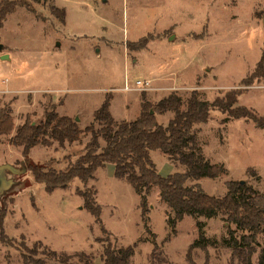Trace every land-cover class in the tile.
<instances>
[{"label": "rangeland", "instance_id": "rangeland-1", "mask_svg": "<svg viewBox=\"0 0 264 264\" xmlns=\"http://www.w3.org/2000/svg\"><path fill=\"white\" fill-rule=\"evenodd\" d=\"M51 3L64 9V23L50 14ZM32 6L35 12L18 6L0 29V53L10 51L8 59L0 57V106L11 108L14 127L26 114L38 122L45 109L54 108L60 115L77 116L83 128L106 93L112 95L109 110L118 122L138 116L142 93L156 103L175 92L184 107L192 90L211 102L238 89L237 104L264 116V76L250 85L243 83L261 55L264 0H47ZM142 38L147 43L140 48L142 42L137 41ZM137 80L148 83L138 85ZM172 117L171 111L156 115L163 125ZM224 117L213 108L208 121L194 125L192 132L204 157L222 163L226 172L214 179H189L186 184L222 196L226 181L244 180L264 195V128L244 118L222 122ZM9 137L0 136V164L25 167L21 148L11 145ZM84 141L63 147L35 145L29 158L50 161L62 170L82 153ZM150 157L162 176L184 171L183 165L159 149L151 150ZM113 171L114 165L106 163L86 183L74 178L67 188L52 192H46L27 170L9 174L15 185L0 196V207L6 212L1 222L0 264H25L21 246L36 243L70 255L84 252L89 261L72 256L66 264H103L106 240L115 247L134 244L130 264H161L162 259L187 264L186 252L198 236V221L205 223L211 242L205 249L191 251L194 262L238 264L230 259L224 216L186 215L171 233L167 217L172 211L157 188L136 193ZM86 188L96 191L101 223L84 208L77 193ZM153 237L158 245L154 250ZM257 255L258 249L252 255L254 264ZM38 256L47 264L59 263L43 253Z\"/></svg>", "mask_w": 264, "mask_h": 264}, {"label": "trees", "instance_id": "trees-1", "mask_svg": "<svg viewBox=\"0 0 264 264\" xmlns=\"http://www.w3.org/2000/svg\"><path fill=\"white\" fill-rule=\"evenodd\" d=\"M47 0H1L0 1V29L8 14L18 6L35 12L32 3L46 2ZM51 15L64 23L65 11L54 4L48 5ZM144 47L147 38L137 43ZM135 49V45H127ZM264 76V40L261 55L244 85H250L255 78ZM238 89L226 91L222 96L215 97L211 102L199 97L196 90L183 101L180 95L171 92L159 99L156 103L146 100L142 93L140 112L130 121H116L110 110L112 95L106 93L101 104L93 111L92 121L81 128L68 115H60L54 109H45L41 120L33 121L26 114L24 121L14 127L11 108L0 106V136H9V143L21 148V155L27 171L31 172L33 180L42 183L46 192L56 188H67L69 183L77 178L86 183L93 178L98 168L106 163L114 165L113 174L118 179L125 180L136 193L148 191L152 186L158 190L159 197L171 209L172 215L167 217V224L171 233L176 232V225L184 216L212 218L224 216L227 224V244L230 248V259L238 264H254L252 255L258 249L257 262L264 264V195L251 186L241 184L239 180L226 181V192L222 196L206 193L200 185H187L189 179H214L226 172L222 163H212L207 160L197 146V138L192 132L194 125L207 122L211 109L215 108L228 119L244 118L254 123L256 127L264 128V116H260L252 108L237 104ZM168 111L173 113L166 125L158 122L156 115ZM14 131L13 134H11ZM84 141L83 151L74 160L68 162L62 170H56L50 161L38 163L29 158V152L35 145L50 147L54 143L63 147L65 144ZM159 149L167 153L171 159L184 166V171L173 172L162 176L156 169L150 157V151ZM83 198L86 208L95 220L101 223L100 206L95 201V189H77ZM145 196L140 199L141 215L145 214ZM5 209L0 207V236H4L1 222ZM144 221V219H143ZM234 225V228L231 227ZM205 223L197 222L198 236L188 246L186 252L187 264H196L191 251L194 248L205 249L210 240L205 235ZM104 232L106 230L102 228ZM262 238V244L259 238ZM32 247L22 245V260L25 264H47L39 253L55 259L58 264H66L72 256L88 263L84 252L73 255L65 252H56L43 246ZM153 250L157 243L153 237ZM259 247V248H258ZM135 245L115 247L106 240L102 252L103 264H130L134 255ZM161 260V259H160ZM161 264H168L164 259Z\"/></svg>", "mask_w": 264, "mask_h": 264}, {"label": "water", "instance_id": "water-1", "mask_svg": "<svg viewBox=\"0 0 264 264\" xmlns=\"http://www.w3.org/2000/svg\"><path fill=\"white\" fill-rule=\"evenodd\" d=\"M264 21V19H263ZM3 49V44L0 43V51ZM1 59H8L7 54H2ZM74 120L77 122L79 118L76 116ZM26 170L25 167H15L8 163L0 164V196H2L3 193L11 189L15 185V181L12 177H9L8 175H18L23 173ZM241 184H244V180H239Z\"/></svg>", "mask_w": 264, "mask_h": 264}, {"label": "built area", "instance_id": "built-area-1", "mask_svg": "<svg viewBox=\"0 0 264 264\" xmlns=\"http://www.w3.org/2000/svg\"><path fill=\"white\" fill-rule=\"evenodd\" d=\"M136 83H137L138 85H140V84H145V83H148V82H147V81H146V82H141L140 80H137Z\"/></svg>", "mask_w": 264, "mask_h": 264}, {"label": "crops", "instance_id": "crops-1", "mask_svg": "<svg viewBox=\"0 0 264 264\" xmlns=\"http://www.w3.org/2000/svg\"><path fill=\"white\" fill-rule=\"evenodd\" d=\"M10 51H7L6 53H0L1 55L2 54H7L8 56L10 55V53H9Z\"/></svg>", "mask_w": 264, "mask_h": 264}]
</instances>
